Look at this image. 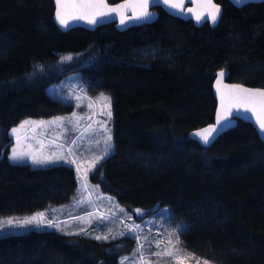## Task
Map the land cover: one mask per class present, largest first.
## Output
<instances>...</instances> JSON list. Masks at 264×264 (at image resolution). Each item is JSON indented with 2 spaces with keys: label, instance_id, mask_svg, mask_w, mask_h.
<instances>
[{
  "label": "trees",
  "instance_id": "obj_1",
  "mask_svg": "<svg viewBox=\"0 0 264 264\" xmlns=\"http://www.w3.org/2000/svg\"><path fill=\"white\" fill-rule=\"evenodd\" d=\"M123 0H108L111 5ZM217 26H196L158 9L152 25L119 32H63L54 0H0V216L68 203L77 179L65 165L33 169L8 160L9 131L27 118L68 114L48 88L81 72L90 96L112 99L114 154L91 175L128 210L168 207L184 222V246L216 264H264V142L244 122L209 148L190 133L215 121L213 85L264 88V2L226 0ZM71 56V60L63 57ZM135 248L55 231L0 238V264H118Z\"/></svg>",
  "mask_w": 264,
  "mask_h": 264
},
{
  "label": "rangeland",
  "instance_id": "obj_2",
  "mask_svg": "<svg viewBox=\"0 0 264 264\" xmlns=\"http://www.w3.org/2000/svg\"><path fill=\"white\" fill-rule=\"evenodd\" d=\"M47 91L52 98L71 105L73 110L68 114L45 119L27 118L13 128H18L24 121L36 122L28 124L20 130L21 148L40 157L64 156L66 159L54 160L48 164H33L30 157L23 161H11L9 157L12 147H16V141L10 130L8 137L11 139V143L8 160L13 164H27L33 169H45L58 165L69 166L75 171L77 189L68 203L53 205L31 214L0 216V238L35 230L55 231L65 236H84L91 239H94L96 235H109V239L97 241L112 242L124 237L130 238L131 234L116 236V239H112V236L119 232L127 233L126 226L132 224L140 225L142 231L137 233L139 239L135 240V248L129 254L121 256L118 264H121L125 258H128L127 264H133V262L135 264H174L169 257L163 254L160 257L151 255L154 251L163 253L165 249L174 251L177 256L186 257L185 264H216L207 258L197 256L184 246L182 233L186 224L184 222L175 223L168 207H157L152 213L141 209L128 210L116 197L103 193L100 186L91 181V175L96 168L115 152L112 99L110 118L106 115L107 109L104 107L106 102L99 99L101 94L108 97L110 95L101 91L96 96H90L81 72L67 76L60 83L49 87ZM89 104L91 107L88 106ZM73 113L76 117H83V119L76 120L74 118L71 124L67 119L62 124L48 123L57 117H72ZM89 124L91 128L88 127ZM101 124H106L110 131L105 132ZM108 135L111 136V140L106 144ZM73 139L76 140V143L71 145L72 151L69 153L68 148ZM6 144L0 131V150H4ZM106 150L107 155H105ZM97 157H103V159L96 162ZM72 159L76 161L74 164L68 162ZM92 164H95V168H92ZM77 167L80 169L79 173ZM85 175L86 181H84ZM82 181L86 183V188H82ZM121 209H124V212H121ZM37 213L45 214L44 224L16 226L18 221H23ZM89 213L92 215L89 216ZM100 216H105L107 219H99ZM78 217L84 219H77ZM127 217H131V219ZM8 220H12L13 224L8 225ZM47 220L59 223L64 231L49 227ZM81 229H87L88 234L81 232ZM68 232L72 235L66 234ZM156 241L160 242L159 249L156 248ZM141 244L144 246L143 259H141V253L137 252V248Z\"/></svg>",
  "mask_w": 264,
  "mask_h": 264
},
{
  "label": "snow or ice",
  "instance_id": "obj_3",
  "mask_svg": "<svg viewBox=\"0 0 264 264\" xmlns=\"http://www.w3.org/2000/svg\"><path fill=\"white\" fill-rule=\"evenodd\" d=\"M183 2L184 0H137L135 4H119L116 7H109L106 3V0H55L56 3V12H55V19L58 21V23L63 28L69 27L70 20H84L88 24L95 25L98 22H100L101 18L112 16L113 14L119 15V23L121 25H126L129 20H135V21H144L150 19L154 14L149 11V7L151 5H164L169 8V10L175 9L177 11H183ZM189 2H195V0H189ZM204 6L208 9L206 13V17L203 14H196L195 19L199 23L201 20L207 18L211 21L213 25L217 23L219 14H220V8L215 3L212 2V0H203ZM96 8H103L106 10L99 11V12H89L87 10L90 9H96ZM128 8L132 9L133 15L131 17H128L125 15V11ZM137 9L139 11H137ZM69 10H75V11H69ZM188 12H193V9L189 8L187 9ZM64 60H71V56L63 57ZM226 73L225 71L221 70L218 73V76L220 79L217 80V84H221L223 81V78L225 77ZM224 88L229 90L228 94V106L225 109L224 108V99L225 96L223 93H221V112L218 114L216 123L214 125L208 126L206 128H203L196 133H194L195 137L199 138L200 142L204 145H207L211 142H213L216 137L223 132L226 128L231 126V121L229 120V117L233 115V110L235 111L237 117L240 116L241 112L249 113L246 119L251 120L256 126L257 131L261 138H264V88L260 89H254V88H247L243 87L239 84H233V85H224ZM219 91V89H218ZM77 99H80L77 97ZM101 101H105L104 107L107 109L106 115L110 118L111 117V98L108 96H105L101 94V97L99 98ZM91 107V104L88 105ZM257 106L259 110H257ZM254 117V119H253ZM79 120L83 119V117H76L75 113H73L72 117H57L55 120L50 121L48 123L52 124H62V122L67 119L68 122L71 124L73 119ZM36 123L34 121H24L22 124L19 125L18 128L11 129V135L15 138L16 141V147H12L11 149V155L9 159L13 162L16 161H23L26 158H31V162L33 164H48L54 162V160H64L66 157L64 156H56L54 158L49 157H40L37 155H34L31 151L23 150L20 146V130L25 128L26 125ZM41 124L44 122H40ZM91 128V125L88 126ZM101 127L105 132H109L110 130L107 128L106 124H101ZM111 140V136L108 135L106 137L105 143L107 144L108 141ZM76 140L73 139L70 141V146L68 148L69 153H71V145H75ZM62 147V145H61ZM105 155H107V150L105 151ZM100 159H103V157H97L96 162H99ZM69 163H75V159L69 160ZM92 168H95V164H92ZM80 169L77 167V172L79 173ZM84 181H86V175L84 177ZM82 181V188H86V183ZM121 212H124V209L120 210ZM139 212V210H137ZM92 214L89 213V216ZM142 215V213H141ZM99 219H107L105 216L98 217ZM128 219H131V217H127ZM77 219L83 220V217H78ZM46 221V217L44 213H37L34 216L28 217L24 219L23 221H18L16 223L17 227H22L26 225H42ZM8 225H12L13 221L8 220ZM47 225L49 227L57 228L60 231H64L63 228H61L60 224L53 221V220H47ZM127 233L126 232H119L116 235L112 236V239H116V236H124L126 234H131L130 238L137 240L139 239V236L137 235L138 232L142 231L140 225H127ZM81 232L87 233V229H81ZM68 235H72V233L68 232L66 233ZM96 240H107L109 239V235H96L94 237ZM160 242L156 241V248L159 249ZM144 246L143 244L139 245L137 248V252L141 253V259H143L142 253H143ZM176 251H179V249H176ZM169 257L174 264H185L186 257L183 256H177L174 254V251L165 249L163 253L160 251H154L151 253V255L160 257L161 255ZM128 258H125L121 261V264H127ZM135 264V262H133Z\"/></svg>",
  "mask_w": 264,
  "mask_h": 264
},
{
  "label": "water",
  "instance_id": "obj_4",
  "mask_svg": "<svg viewBox=\"0 0 264 264\" xmlns=\"http://www.w3.org/2000/svg\"><path fill=\"white\" fill-rule=\"evenodd\" d=\"M228 1L230 4H232L234 7L236 8H243L244 6L246 5H249V4H261L264 2V0H226ZM137 2V0H123L122 2L118 3V4H115V5H111L108 0H106V3L109 7H116L117 5L119 4H135ZM213 3H215L217 6H219L220 8V14H219V17H218V20H217V23L215 25H213L211 23L210 20H208L207 18L201 20L199 23L196 21L195 19V15L196 14H203L205 15L206 17V13L208 11V9L204 6V2L203 0H195V2H189V0H184L183 2V11H177L175 9H172V10H169L168 7L160 4V5H151L149 7V11L151 13H153L154 15L148 19V20H144V21H135V20H129L127 22L126 25H121L119 23V15L118 14H113L112 16H108V17H103L101 18L100 22H98L97 24L95 25H92V24H88L86 21L84 20H70L69 22V27L68 28H63L59 23L58 21L55 19V14H54V21L56 23V25L60 28L61 31L63 32H69L71 30H74V29H85L87 31H90V32H94L96 31L98 28H101V27H104V26H108V25H111V24H115L116 25V28L119 32H126L128 31L129 29H132V28H137V27H142V26H145V25H152L153 23H155L159 17V13H158V9H161L163 10L165 13H167L168 15L174 17V18H177V19H181L183 21H192L195 23L196 26H203L205 23H210L212 26H217L221 19H222V16H223V7L219 4H217L214 0H212ZM54 3H55V0H54ZM56 3H55V12H56ZM193 9V12H188L187 9ZM103 10H106V9H103V8H96V9H90V10H87L89 12H99V11H103ZM69 11H75V10H69ZM122 11H125V15L128 16V17H131L133 15L132 13V9L131 8H128L127 10H122ZM137 11H139L137 9ZM221 71V70H220ZM218 71L216 73L217 77L215 79V82H214V85H213V89H214V95L216 97V100H217V111H216V116H215V121L208 125V126H211V125H214L216 123V119H217V116L218 114L221 112V93L224 94L225 96V99H224V108L226 109L227 106H228V94H229V90L224 88V85H233L235 83H231L229 82V71L228 70H223L225 71L226 75L225 77L223 78V81L221 84H217V80L220 79L219 76H218V73L220 72ZM239 85H242L243 87H247V88H254V89H260V88H256V87H250V86H247V85H243V84H239ZM219 89V91H218ZM257 110H259L258 106H257ZM248 115H250L249 113H244V112H241L240 116L237 117L235 111L233 110V115L231 117H229V120L231 121V126H229L228 128H226L223 132H221L217 137L216 139L207 144V145H204L203 143L200 142L199 138L195 137L194 133H196L197 131L203 129V128H206L208 126H205L203 128H200V129H197V130H194L193 132L190 133V138L196 142H198L201 146L205 147V148H209L211 147L219 137H221L223 134H225L226 132H228L229 130L235 128L239 122H244V123H248L250 125H252L256 132L258 133L257 131V126L249 119H246L245 117H247ZM254 119V117H253ZM259 135V133H258ZM260 139L264 142V138H261V136L259 135Z\"/></svg>",
  "mask_w": 264,
  "mask_h": 264
},
{
  "label": "flooded vegetation",
  "instance_id": "obj_5",
  "mask_svg": "<svg viewBox=\"0 0 264 264\" xmlns=\"http://www.w3.org/2000/svg\"><path fill=\"white\" fill-rule=\"evenodd\" d=\"M205 24H209V25H211L209 22H208V23H205ZM205 24H204V25H205Z\"/></svg>",
  "mask_w": 264,
  "mask_h": 264
}]
</instances>
